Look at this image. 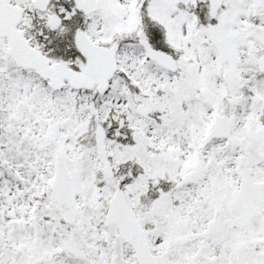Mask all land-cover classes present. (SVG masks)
I'll list each match as a JSON object with an SVG mask.
<instances>
[{
  "label": "snow or ice",
  "instance_id": "obj_1",
  "mask_svg": "<svg viewBox=\"0 0 264 264\" xmlns=\"http://www.w3.org/2000/svg\"><path fill=\"white\" fill-rule=\"evenodd\" d=\"M0 264H264V0H0Z\"/></svg>",
  "mask_w": 264,
  "mask_h": 264
}]
</instances>
